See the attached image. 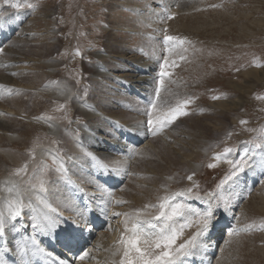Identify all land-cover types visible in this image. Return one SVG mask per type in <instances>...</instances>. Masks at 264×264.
<instances>
[{"label":"rangeland","instance_id":"1","mask_svg":"<svg viewBox=\"0 0 264 264\" xmlns=\"http://www.w3.org/2000/svg\"><path fill=\"white\" fill-rule=\"evenodd\" d=\"M28 2L36 4L37 7L33 10L24 6L25 0H0V43L1 37H8L11 31L9 40L2 46L5 50L0 53V78L7 74L8 68L15 66L19 70L11 75L12 82L26 88L21 95H17L14 88L10 94L1 89L0 106L18 112V105L23 101V109L28 118L45 123V120L37 117L48 116L53 118L49 122L59 125V135L54 136L43 124L28 122L34 131L26 136L27 147L22 148L25 150L22 155L28 157H24L26 161L20 164L22 166L28 162L30 175V169L33 171L39 168L40 162L37 166L34 162L39 161L37 152H40L39 149L45 142L60 152L65 160L68 176L62 178L55 171L48 172V192L51 195H47L52 198L53 206L63 209L67 203L76 205V198L79 196L74 191V184L68 183V179L74 183L79 179L83 182L85 176L81 174L79 167L84 162H89L94 167L89 160L78 157L81 154L77 153L78 148L74 144L76 141L77 145L81 143L94 152H100L99 157L101 156L104 163H109L111 159L114 161L118 156L124 159H120L124 163H120L124 165V172L118 174L121 177L120 183L119 178L115 177L109 188H114L115 183H118L117 190L119 193L122 191V196L114 197H122L121 200L126 203L120 207L113 202L114 206L112 205L113 209L109 208V214L113 211L131 212L141 209L145 204L156 203L157 197L165 195L166 191H180L191 187L195 182L200 186L198 191L202 197L207 199L206 194L213 193L212 203L220 205L215 209L213 220L217 229V221L223 218L224 224L219 230V236L225 234L224 227L231 232L233 229L252 226L251 231L228 236L231 241L229 244H225L226 236L218 239L222 243L215 239L217 243L214 246V255L218 252V256L215 258L212 254L213 258L209 260L213 264H264V230H259L261 223H264V184L260 183L264 180V149L243 143L257 138L259 129L264 128V66H256L264 65V0ZM13 3H20L22 6L14 8ZM144 9H149L151 18H146ZM165 9L175 13L173 19H166ZM162 17L164 22H161ZM9 26L11 30L5 32L4 29ZM163 29H167L166 34L185 37L191 43L168 51L163 43ZM77 50L79 55L76 54ZM102 55L107 57L103 59ZM181 56L184 58L181 59ZM164 57L174 60L177 65L169 69L171 75L165 78V87L176 93L180 99L193 98L186 108L189 114L180 116L161 135H147L146 140L152 146L148 145V148L141 151L138 148L139 154L133 156L128 149L131 147L137 150L138 144L127 140L132 132L128 127L133 128L142 125V121L146 122L144 110L154 94L159 65ZM101 64L110 67L109 69L121 77L97 78ZM139 74L145 87L142 91L134 88L139 85ZM213 96L219 98L214 100ZM60 104H64L65 108L59 109ZM90 108H95L103 116L94 117ZM7 119L10 125H18L20 131L26 130L23 119H18L17 116H7ZM241 120L247 123L242 125ZM86 126L99 135L101 133L106 139H113V147L118 148L120 143L125 146L115 151L105 143L103 148L111 149L108 150L109 153L114 154H101L104 150L100 151L97 148L99 144L83 131ZM142 131L145 132V129ZM191 131L196 133L193 135L195 140L189 137ZM180 132L186 133L185 138L181 139L185 142L177 140L176 144H171L174 143L172 137L176 139ZM169 133H172V137L168 136ZM228 133H232L230 138ZM189 142H194L193 147L187 145ZM182 146H190L191 149H183ZM224 147L235 148V152L228 159H238L245 148L249 149L254 153V163L241 174L242 177L239 176L238 181H229L222 189H217L230 166L224 159L214 161L212 157L222 152ZM33 148L34 160L29 156ZM177 150L186 154L195 152L190 161L197 168L189 162L180 161L182 158H179L180 153ZM208 163H216L217 166L209 168ZM20 165L16 168L21 167ZM47 165L55 168L51 161ZM83 170L82 166L81 171ZM193 173V180L189 181L187 176ZM251 175L255 176L253 182L250 181ZM210 179L214 180V188L204 189ZM95 180L97 181L96 178ZM244 180L247 184L241 185ZM195 201L198 205L194 207H206L205 201ZM225 201L228 202L227 210L224 208ZM66 211L71 212V209ZM149 211L155 213V209ZM101 217L105 219L104 215ZM122 220V217L112 218L111 230H107L108 222L103 221L107 224L99 232L104 233L106 242L117 227L118 233L123 231ZM99 232L97 234H101ZM206 238L203 237L201 241L203 249L210 248L209 243L204 240ZM107 254L105 252L104 256H99L95 264H111V259L108 261L105 256Z\"/></svg>","mask_w":264,"mask_h":264},{"label":"snow or ice","instance_id":"2","mask_svg":"<svg viewBox=\"0 0 264 264\" xmlns=\"http://www.w3.org/2000/svg\"><path fill=\"white\" fill-rule=\"evenodd\" d=\"M21 6L20 3L12 4L14 8ZM24 6L33 10L37 7L36 4L30 3L28 0H25ZM213 7H217V5H213ZM165 12L167 13L166 19L174 18L175 13H171L167 9ZM161 22H164V17L161 18ZM163 31L165 33L163 43L168 51L191 43L185 37L166 34L167 29H163ZM3 51V48H0V53ZM76 54L79 55L78 50ZM180 58L183 59L184 57L181 56ZM175 66H177L176 62L170 61L168 57H164L163 62L159 65L154 94L144 110V115L147 118L146 122H142L145 135L157 137L180 116L189 114L186 108L193 98L180 99L176 93L165 87V78L171 75L169 69ZM256 66L264 65L256 64ZM0 89H4V86L0 85ZM7 91L10 94L12 90L7 89ZM0 98H2V94H0ZM218 98L217 96L212 97L214 100ZM64 108V104L59 105V109ZM37 119L50 121L53 118L40 116ZM240 123L244 125L247 121L241 120ZM247 131L257 130L247 129ZM231 135L232 133H228L229 138ZM243 143L264 149V128L259 129L257 138ZM81 151L85 157L91 160L94 167L104 171L111 170L119 174V168L115 166L110 168L94 153L83 148ZM128 151L133 156L139 154L136 149L131 147ZM234 152V147H224L222 152L216 153L212 157L214 161L224 159L230 166L224 179L217 185V189H222L229 181L233 183L238 181L239 176L246 169L251 168L254 163V153L249 149L245 148L238 159H228ZM29 156L31 159H35L34 148L30 150ZM52 161L55 168L42 164L41 167L33 169L31 175H29V164L25 162L21 167L14 169L7 180L0 182V239L7 236L9 229L17 234L21 232L23 225H20V222L23 220L27 208L31 211L29 220L33 232L44 236L55 234L57 238H60L57 231L59 229L65 233L62 242L68 252H72L73 248L79 246L82 240L87 241L85 233L91 234L94 228L90 218L92 210L87 206L83 209H73L74 215L68 218L70 221L69 229H62L61 224L65 222L63 213L53 206L47 198L50 183L48 172L55 171L62 178H67L68 173L62 156L53 155ZM216 166V163L207 164L209 168ZM194 175L195 173L187 176V179L192 181ZM14 177L19 179H14ZM68 183L74 184L70 179H68ZM260 183L264 184V180H261ZM199 187V184L193 182L191 187L180 191H166L165 195L157 197L156 203L145 204L141 209H134L131 212L113 211L110 214L108 210L113 202L116 205H121L126 201L115 199L114 194L109 191L108 199L99 201L102 205L100 213L108 221L107 230L112 228L110 223L112 218H123V231L114 241L113 247L109 249L111 264H189L190 259L195 257L198 250L204 247L201 240L211 230L215 209L220 207L218 203L215 205L212 203L213 193H207V199H205L200 195ZM2 193H7V195ZM190 200H204L206 207L203 209L194 207L188 203ZM224 208L225 210L228 209L227 201L224 202ZM151 209H155V213L149 211ZM251 229V225L246 229H233L229 236L239 235L241 231H251ZM259 230H264V223H261ZM229 243H231L230 240L225 241V244ZM91 251V249L84 250L81 246L80 252L75 258L54 256L52 252L41 246L36 235H20L14 241L13 248H9L7 240H5L3 250L0 252V264H8L7 255L9 253L17 258L16 264H31L30 256L40 257L45 261V264H84L85 260L95 258L91 255Z\"/></svg>","mask_w":264,"mask_h":264},{"label":"bare ground","instance_id":"3","mask_svg":"<svg viewBox=\"0 0 264 264\" xmlns=\"http://www.w3.org/2000/svg\"><path fill=\"white\" fill-rule=\"evenodd\" d=\"M138 4V3H137ZM137 4H135V5H137ZM140 5V4H139ZM141 8H143V7H141ZM138 9V8H137ZM134 10V9H133ZM142 10V9H141ZM135 11V10H134ZM140 11V10H139ZM144 12H146V18H151L150 17V12H149V9L148 10H145L144 9ZM141 14L143 13V11L142 12H140ZM141 16V15H140ZM139 16V17H140ZM142 17H144V16H142ZM9 21V20H8ZM149 22V21H148ZM153 22V21H152ZM151 22V23H152ZM8 24H9V22H8ZM157 25V24H156ZM4 31L5 32H9L10 30H9V27L8 28H5L4 29ZM18 34V33H17ZM158 35V34H157ZM117 37V36H116ZM8 37H5L4 39H7ZM146 42V41H145ZM111 44V43H110ZM113 47V46H112ZM4 50H5V48H4ZM107 56H105V55H102V58L104 59V58H106ZM10 59V58H9ZM8 59V60H9ZM4 60V59H3ZM6 61H8L7 59H5ZM150 60V59H149ZM6 61L4 62V63H6ZM12 61V60H11ZM18 62V61H17ZM154 62V61H153ZM16 63V62H15ZM152 64V63H151ZM3 65V64H2ZM10 65V64H9ZM6 67H7V65H6ZM15 67V66H14ZM14 67H10V68H8V70L9 71H5L7 74L6 75H2L1 76V78H0V84L1 85H3L4 86V89L2 90V91H4L5 92V90H7V89H16V94L17 95H21V94H23V91H25L26 90V88L24 87V86H22V85H20V86H18V85H16V84H14L13 82H12V79H11V75L13 74V73H17L18 72V70H19V68H14ZM108 67V66H107ZM104 64H101V66L98 68V75L96 76L97 78H99V77H101V76H111V77H113V78H119V77H121L120 75H117V74H115L114 73V70H111V69H109V68H107ZM143 67V66H142ZM151 67V66H150ZM3 68H4V66H3ZM135 71V70H134ZM153 71V70H152ZM151 71V72H152ZM92 73V72H91ZM145 74V73H144ZM152 74V73H151ZM135 75V74H134ZM133 75V76H134ZM136 77V76H135ZM137 77H138V75H137ZM153 78V77H152ZM137 79V78H136ZM132 80V79H131ZM139 81H138V83H139V85H137V86H134V88L135 89H138V90H140V91H142V90H144L145 89V87L142 85V82H143V80H142V77H141V74H139V79H138ZM128 81V80H127ZM133 81V80H132ZM154 84V83H153ZM111 85V84H110ZM135 85H136V83H135ZM148 86V85H147ZM101 89V88H100ZM1 90V89H0ZM17 90H19V91H17ZM52 91L54 92V89H52ZM148 91V90H147ZM7 93H8V91H7ZM59 93H62L61 92V90H59ZM4 94V93H3ZM6 94V93H5ZM144 94V93H143ZM148 95V94H147ZM84 99V98H83ZM124 99V98H123ZM104 100H105V98H104ZM23 105H24V102L23 101H21L20 103H19V105H18V112H15L13 109H10V108H6V107H2V106H0V182H3V181H5V180H7L8 178H9V176H10V172H12L16 167H17V165L19 166L23 161H26V158L24 159V157H28V155H22L24 152H22V151H25L24 149L27 147V144H26V141H27V139H26V136L28 135V134H30L32 131H34L32 128H30L29 127V124H28V122H32V123H35V122H39L40 124H43L46 128H47V130H49V132L51 133V134H53L54 136H58L59 135V125H57L55 122H49V121H46L45 123H42L41 121H38V120H35V119H30V118H28L27 116H26V114H25V111H24V109H23ZM110 107V106H109ZM108 107V108H109ZM91 110H93V113L91 114V115H93L94 117H100V116H103V115H101V112L99 113L98 111H96L95 110V108H90ZM89 112V111H88ZM92 112V111H91ZM90 113V112H89ZM105 114V113H104ZM7 116L8 117H10V116H17L18 117V119L19 118H21V119H23L24 120V122H25V128H26V130H23V131H20L19 130V126L18 125H10L9 124V122H8V119H7ZM99 122H100V120H99ZM143 122V121H142ZM141 122V123H142ZM120 123V122H119ZM93 125V124H92ZM16 129H18L19 130V132L16 130ZM100 129V128H99ZM144 128L142 127V125H137V126H134L133 128H131V134L128 136V139H127V136H126V138L125 139H127V140H129V141H133V142H135V144H138V147H137V151H138V148H139V151H141V150H144V149H146V148H148L149 146L148 145H150V146H152V143H150V141H147L146 139H147V135H145L144 133L145 132H143L142 130H143ZM104 130V129H103ZM83 131L86 133V135L87 136H92V140H94L96 143H98L99 145H101V147H100V151L101 150H104L103 152H101V154H104L105 156L107 155H112V154H114V153H109V151L111 150V149H115V151H117V150H119V149H121L120 147L121 146H125V144L123 145V144H121L120 143V141H119V143L120 144H118V148H115V147H113V146H115V141H112V140H109V139H106L105 137H103V135L100 133V135L97 133V132H95V131H93V129L91 128V127H89V126H86V127H84V129H83ZM180 131H181V129H180ZM168 132H170L169 130H168ZM177 132V131H176ZM182 132V131H181ZM180 132V136L178 135V137L176 138V139H174L173 137H172V133H169L168 134V136L169 137H172V139H173V142L174 143H171V144H176L175 142L178 140V141H180V142H185L184 140L183 141H181V139H183V138H185V136H184V134H186L185 132H183V133H181ZM195 132V131H194ZM193 131H191V133H190V136L189 137H193L194 138V136L193 135H196V133H194ZM106 133V132H105ZM110 135V134H109ZM189 135V134H188ZM83 136V135H82ZM118 137V136H117ZM119 138V137H118ZM117 138V139H118ZM111 139V138H110ZM116 139V138H115ZM194 140H195V138H194ZM117 141V140H116ZM140 141H142V142H140ZM76 142V141H75ZM78 142V141H77ZM92 142V141H91ZM187 142V141H186ZM105 143H107L108 145H109V147L111 148L109 151L108 150H106V149H104L103 148V146H106V144ZM122 143H123V141H122ZM188 143V142H187ZM30 144H31V142H30ZM184 144H186V143H184ZM193 144H194V142H192V144L189 142V144H187V145H192L191 147H193ZM69 145H71V144H69ZM74 145V144H73ZM92 145V144H91ZM96 145V144H95ZM75 146H77V148H78V152L77 153H79V154H81V156H78V157H82V159H85V161L86 160H89L90 162H91V160L89 159V158H87V157H85L84 156V154H83V152L81 151V148H83V149H85V150H87V151H89V152H92V153H94L97 157H99V153H97V152H94L93 150H91V149H88L87 147H85L84 146V144H79V145H75ZM183 147V149L185 148V147H188L189 149H191L190 148V146H182ZM22 148H24L23 150H22ZM75 147L73 146V149H74ZM98 148V147H97ZM151 148H153V147H151ZM200 148V147H199ZM72 149V150H73ZM76 149V148H75ZM127 149V148H126ZM155 149H158V148H155ZM40 150V152L38 151L37 152V155H38V160L39 161H37V162H34V163H36V166L39 164V162H40V164H44V162L45 163H47V164H50V161L51 162H53L52 161V156L53 155H59L60 156V152L57 150V149H55V147L53 146V145H50L49 143H44L43 144V146H41V148L39 149ZM77 150V149H76ZM186 150V149H185ZM193 150V149H192ZM148 151V150H147ZM179 151H181V149L179 150ZM178 150L176 151V152H179ZM76 152V151H75ZM76 153V154H77ZM180 153V152H179ZM200 153V152H199ZM73 154V153H72ZM115 154H117V153H115ZM69 155V154H68ZM181 157H180V156ZM178 156H179V158H182V160H180V161H183V162H189L190 164H193V165H195L194 163H191V161H190V158H192L193 156H195V152H192L191 154H186V152H181L180 154H179ZM118 156V155H117ZM196 156H198L197 154H196ZM101 157V156H100ZM99 157V158H100ZM111 157V156H110ZM69 158V157H68ZM106 158V157H105ZM108 158V157H107ZM106 158V159H107ZM101 160H102V158H100ZM111 159V158H110ZM120 159L121 160H124V159H122V156H118L117 157V159H114V161H112V159H111V165L109 164V163H106V164H108L109 166H110V168L112 167V166H116L117 168H119L120 169V171H119V175L121 174V173H123L124 172V170L122 169L123 167H124V165H120V163L121 162H123V161H120ZM134 159H136V158H134ZM72 161V160H71ZM103 161V160H102ZM126 161V160H125ZM124 161V162H125ZM68 162V161H67ZM183 162H181V164L183 163ZM70 163V162H69ZM79 163H81V162H79ZM89 162H84V164H82V166H83V171H81V167L82 166H78L79 167V171L81 172V174L82 175H84L85 176V180L83 181V182H80V180L81 179H79V182H76L75 183V191L77 192V193H80V200H81V204H78V206L75 208V209H83L85 206H87L88 208H90L91 210H92V215H91V217L90 218H92V222H94L93 223V225H94V228H93V232L96 234L95 236H94V234H89V233H85V236L87 237V241L85 242V241H81L80 242V245L81 246H83L84 245V250H89V249H91L92 251H91V255L93 256V257H95L94 259H88V260H85L84 261V264H95V262H96V260L98 259V257L100 256V257H102V256H104L103 254L105 253V252H107L108 254L107 255H105V256H107V259H108V261H109V259H111V255H110V251H109V249H111L112 247H113V243H114V241L115 240H117L118 239V237H119V235H120V233H118L119 232V228L117 227H115L116 229H114L115 231L113 232L112 231V233L113 234H111V236L109 237V240H108V242H106V238H104V233H102V232H99L100 230H102V228L100 227L97 231H94L95 229H96V227L100 224V222H101V220L103 219L101 216H102V214L100 213V208L102 207V205L99 203V201L100 200H102V199H104V200H106V199H108V192L110 191V192H112V189L111 188H109V186H110V182L111 181H114V179H115V174L116 175H118L116 172H113V171H111V170H108V171H104V170H101V169H99V168H96V167H92V166H90L89 164H88ZM92 163V162H91ZM126 163V162H125ZM151 163V162H150ZM176 163H178L179 164V162H176ZM175 163V164H176ZM40 164H39V166L38 167H40ZM116 164V165H115ZM121 164H124V163H121ZM177 164V165H178ZM184 164V163H183ZM182 164V165H183ZM23 165V164H22ZM35 165V164H34ZM33 165V167H36V166H34ZM74 165H76V163L74 164ZM176 165V166H177ZM21 166V165H20ZM32 166V165H31ZM126 166H127V164H126ZM140 166V165H139ZM178 166H180V165H178ZM196 166V168H197V165H195ZM195 166H193V167H195ZM52 167V166H51ZM77 167V168H78ZM84 167H86V168H84ZM128 167V166H127ZM30 168V167H29ZM71 168V167H70ZM126 168V167H125ZM141 168V167H140ZM153 168V167H152ZM155 168V167H154ZM33 169V168H32ZM37 169V168H36ZM132 169V168H131ZM136 169H137V167H136ZM139 169V168H138ZM147 169V168H146ZM149 169V168H148ZM147 169V171H149L150 172V169L148 170ZM176 169H177V167H176ZM180 169V168H179ZM142 171V170H141ZM30 172L32 173V171H31V169H30ZM143 172H146V171H143ZM71 173V172H70ZM139 173V172H138ZM147 173V172H146ZM151 173H153V171L151 172ZM68 174V173H67ZM149 174V173H148ZM30 175V174H29ZM74 175V174H73ZM151 175V174H150ZM76 176V175H75ZM49 177V176H48ZM79 178H81V177H79ZM95 178L97 179V181L95 180ZM14 179H17V178H15L14 177ZM52 179V178H51ZM62 179V178H61ZM143 179V178H142ZM250 181L251 182H253L254 180H255V176H252L251 175V177H250ZM93 180H95V182L93 181ZM103 180H105L104 182H103ZM76 181V180H75ZM245 182H241V185H243V184H247V181L246 180H244ZM145 182V181H144ZM250 183V182H249ZM61 184V183H60ZM53 185V184H52ZM51 185V186H52ZM49 186V185H48ZM148 186V185H147ZM53 187V186H52ZM56 188V187H55ZM54 188V189H55ZM64 188V187H63ZM50 189V188H49ZM102 189H103V191H102ZM98 191V192H97ZM122 192V191H121ZM119 193V191H118V193L117 194H114V196L115 197H119V196H122V193ZM127 192V191H126ZM49 193V192H48ZM67 193V192H66ZM3 195H7V193H2ZM63 194V193H62ZM49 195H51L50 193H49ZM68 195V194H67ZM78 195V194H77ZM123 195H125V193L123 194ZM58 196V195H57ZM56 197V196H55ZM60 197V196H59ZM103 197V198H102ZM47 198H48V200H49V202L50 203H53V201L51 200L52 198L51 197H49L48 195H47ZM57 198V197H56ZM60 199V198H59ZM121 199H122V197H121ZM206 199V198H205ZM66 200H67V198H66ZM64 202H65V200H63ZM71 201V200H70ZM73 201H75V200H73ZM202 202H204V200H201ZM56 202H58L57 200H56ZM56 202H55V204H56ZM62 202V201H61ZM198 203V202H197ZM62 204H64V203H62ZM61 204V205H62ZM68 204V203H67ZM67 204H65V206H64V212L61 210V212L63 213V217H64V220L66 221V224H69V226H70V221L68 220V218L69 217H72L73 215H74V211L73 212H68V211H66V210H70L71 209V205H67ZM71 204V203H70ZM75 204V203H74ZM67 205V206H66ZM112 205L114 206V204L112 203ZM55 206V205H54ZM71 206V207H70ZM116 206H119V205H116ZM120 207H121V205H120ZM110 208H112V206L110 207ZM117 208V207H116ZM58 209H60V208H58ZM113 209V208H112ZM29 211H30V209H28ZM110 210V209H109ZM114 210H116V209H114ZM118 210V209H117ZM120 210H122V209H120ZM112 211V210H111ZM31 212V211H30ZM96 212H98V214L96 213ZM68 213H70L71 215H68ZM30 215H31V213H30ZM28 218H29V216L28 215H26V216H24V218H23V220L20 222V225H23L22 227H21V232L19 233V234H17V233H14V232H12L10 229H9V231H8V234H7V236L5 237V240H7V243H8V245L11 247V248H13L14 247V241L16 240V239H18L19 237H20V235H28V236H31V235H36V237H37V239L40 241V244H41V246L42 247H44L47 251H49V249H47V243L48 242H50V244H52V243H57L58 244V246H60V248H61V255H56V256H61V257H70V258H75V256H77L79 253H77V250L76 249H74L73 248V250H72V252H68V250H66L65 249V247H64V245H63V242H62V238H63V236H64V232H62V231H60L59 229L57 230L58 232H59V237L60 238H57V236L55 235V234H53V235H49V236H44V235H42V234H40V233H34L33 232V229L30 227V220H28ZM123 219V218H122ZM100 220V221H99ZM220 220V219H219ZM218 222V221H217ZM215 223V222H214ZM20 225H18V226H20ZM63 225V224H62ZM112 225V224H111ZM223 226L221 225V226H218L217 225V229H216V226H213V228L211 229V231L213 232V234L210 236V243H211V245H210V248H212L215 244H216V242L213 240L214 238H217V236H219L218 234H219V230H221V228H222ZM61 228L62 229H64V227H62L61 226ZM223 230H224V232L223 233H225L224 234V237L226 236V233H227V231L229 230L228 228H226V227H224L223 228ZM101 233V234H97V233ZM122 232V231H121ZM215 232H217V235H214L215 234ZM230 238V237H229ZM5 240L4 239H0V247L2 246V244H4L5 243ZM202 241V240H201ZM218 242H220V240L218 241ZM108 245V246H107ZM2 249V248H1ZM0 249V250H1ZM215 249V248H214ZM209 251V250H208ZM215 252V251H214ZM221 253V252H220ZM212 254H213V250L211 251V252H208L207 254L205 253V249H203V248H201V249H199L198 250V252H197V255L195 256V257H193L192 258V260H190L189 261V264H195L194 263V261L196 260V264H208V261H211V260H209L210 258H213L212 257ZM102 260V259H101ZM111 261V260H110ZM99 262V261H98ZM111 263V262H110ZM213 264V263H212ZM215 264H216V262H215Z\"/></svg>","mask_w":264,"mask_h":264},{"label":"trees","instance_id":"4","mask_svg":"<svg viewBox=\"0 0 264 264\" xmlns=\"http://www.w3.org/2000/svg\"><path fill=\"white\" fill-rule=\"evenodd\" d=\"M213 181H214L213 179H212V180L210 179L209 182H207V183L204 185V189H205V188H208V190H209V189L214 188V182H213ZM212 182H213V183H212ZM202 184H203V182H202ZM211 191H212V190H211Z\"/></svg>","mask_w":264,"mask_h":264}]
</instances>
